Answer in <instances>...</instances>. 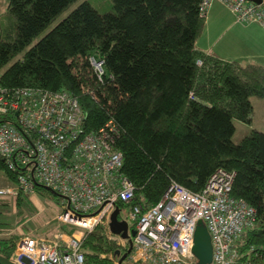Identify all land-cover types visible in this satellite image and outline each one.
Listing matches in <instances>:
<instances>
[{"label":"trees","instance_id":"trees-1","mask_svg":"<svg viewBox=\"0 0 264 264\" xmlns=\"http://www.w3.org/2000/svg\"><path fill=\"white\" fill-rule=\"evenodd\" d=\"M7 1L0 88L68 94L85 113L87 133L111 122L122 173L136 202L147 206L158 204L172 183L201 193L217 170L234 173L231 197L256 211L255 224L238 240L240 253L253 250L252 264H264V132L232 140L235 121L252 122L251 98H264V66L197 49L203 0H84L37 42L78 0ZM91 58L103 63L101 78ZM0 175L17 185L1 156ZM36 194L61 200L63 210L55 191L39 186ZM29 195H15L18 215ZM5 227L0 222V233ZM21 238L0 239V264H15ZM118 240L98 226L84 239L85 264H109L102 255L115 251Z\"/></svg>","mask_w":264,"mask_h":264},{"label":"built area","instance_id":"built-area-1","mask_svg":"<svg viewBox=\"0 0 264 264\" xmlns=\"http://www.w3.org/2000/svg\"><path fill=\"white\" fill-rule=\"evenodd\" d=\"M216 2L237 22L264 28V0H203L201 14L206 16ZM90 63L100 77L103 63L94 58ZM0 119V156L17 178V185L0 189V196L51 189L64 199L58 222L79 231L64 242L59 236L50 242L23 236L15 264H85L84 239L100 225L111 239L115 212L119 222H127L130 238L119 235L117 249L108 254L112 264H199L194 246L200 221L211 237V264H238L244 256L241 264H252L253 250L241 254L238 240L255 224L256 211L231 197L234 173L217 170L201 193L172 183L150 207L136 202L134 186L122 173V155L112 145L113 124L87 133L85 113L68 94L0 88Z\"/></svg>","mask_w":264,"mask_h":264},{"label":"rangeland","instance_id":"rangeland-1","mask_svg":"<svg viewBox=\"0 0 264 264\" xmlns=\"http://www.w3.org/2000/svg\"><path fill=\"white\" fill-rule=\"evenodd\" d=\"M82 1L78 0L76 3L72 4L63 14H61L57 20L45 31L35 42H37L41 37L46 35L52 28H54L63 18H65L73 9H75ZM109 2L110 0H106ZM102 2V1H101ZM94 6L97 7V3L94 2ZM9 3L7 0H0V17L8 12ZM99 9V8H98ZM100 10V9H99ZM2 71L0 72L1 75ZM264 104V101L263 103ZM261 104V105H262ZM256 125L262 124L264 122V105L262 107H257L256 109ZM264 124V123H263ZM235 133L233 135V142L239 144L242 139L251 133V124L238 125L234 123ZM11 183L7 179L0 175V189L7 188ZM17 197L4 195L0 196V222L6 224L4 229V234L8 235L9 238L14 233L21 237L28 236L30 238L36 239L37 241L52 240L57 232L63 229L72 230L68 226H61L57 220V217L62 211V201L56 198H49L39 194L29 195L26 199L25 204L22 206L23 214L18 215L19 208L17 206ZM124 217V212L121 213V218ZM73 233L79 232L77 229L72 230ZM64 234L61 233L59 236L61 240H67L64 238ZM5 236V235H3ZM2 237V236H1ZM0 237V238H1ZM115 239H119V235L114 234ZM68 238V237H67ZM56 239V238H55ZM19 241V240H18ZM18 243V242H17ZM118 243V242H117ZM102 258H106L109 264H112L108 258V254L102 255Z\"/></svg>","mask_w":264,"mask_h":264},{"label":"crops","instance_id":"crops-1","mask_svg":"<svg viewBox=\"0 0 264 264\" xmlns=\"http://www.w3.org/2000/svg\"><path fill=\"white\" fill-rule=\"evenodd\" d=\"M196 46L201 52L224 61H236L242 65L264 66V28L255 23L241 24L237 22L231 11L217 2L207 11L205 29L197 40ZM263 101L264 98H251L253 114L250 129L252 131L264 132V122L260 125L255 124L256 109L264 105L262 104ZM235 123L238 125L245 124L241 121H235ZM61 233L64 232L62 230L57 232L53 240ZM68 235L70 234H64V238L68 239ZM6 236L8 235L3 232L0 233V239H7ZM61 241L64 242L65 240Z\"/></svg>","mask_w":264,"mask_h":264},{"label":"water","instance_id":"water-1","mask_svg":"<svg viewBox=\"0 0 264 264\" xmlns=\"http://www.w3.org/2000/svg\"><path fill=\"white\" fill-rule=\"evenodd\" d=\"M256 3H260V0H252ZM118 212H115L111 218V230L114 234L121 235V237L125 239H129L128 235V224L127 222H119L117 218ZM132 235H134L132 233ZM131 244V241H130ZM131 249L128 250L130 253ZM194 254L199 261V264H211L212 263V243L209 231L206 225L200 221L196 233H195V246H194ZM127 254H125L121 262L126 258Z\"/></svg>","mask_w":264,"mask_h":264}]
</instances>
